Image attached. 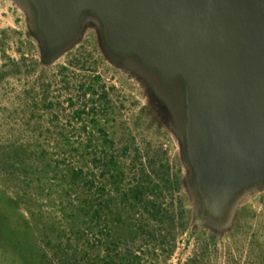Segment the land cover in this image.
I'll list each match as a JSON object with an SVG mask.
<instances>
[{"label":"rangeland","instance_id":"374dc122","mask_svg":"<svg viewBox=\"0 0 264 264\" xmlns=\"http://www.w3.org/2000/svg\"><path fill=\"white\" fill-rule=\"evenodd\" d=\"M75 110L84 114L76 117ZM105 134L132 143L169 179L162 198L174 229L161 249L146 250L145 260L264 264V183L240 195L225 225L201 219L181 136L154 80L134 60L110 56L98 22L89 16L78 36L46 59L27 5L0 0V264H36L43 235L59 219L49 171L39 168L36 154L20 151L21 142H75Z\"/></svg>","mask_w":264,"mask_h":264},{"label":"water","instance_id":"95a60500","mask_svg":"<svg viewBox=\"0 0 264 264\" xmlns=\"http://www.w3.org/2000/svg\"><path fill=\"white\" fill-rule=\"evenodd\" d=\"M46 59L94 18L106 52L154 80L204 221L264 183V0H22Z\"/></svg>","mask_w":264,"mask_h":264},{"label":"trees","instance_id":"16d2710c","mask_svg":"<svg viewBox=\"0 0 264 264\" xmlns=\"http://www.w3.org/2000/svg\"><path fill=\"white\" fill-rule=\"evenodd\" d=\"M20 151L36 154L39 168L48 169L49 187L60 202L59 219L43 235L36 264L160 263L158 257L148 262L145 253L166 245L174 215L162 198L169 179L158 174L155 160L107 134L75 142L23 141Z\"/></svg>","mask_w":264,"mask_h":264}]
</instances>
